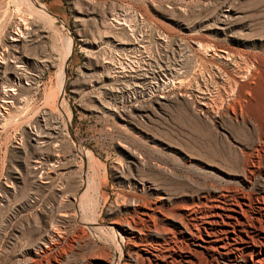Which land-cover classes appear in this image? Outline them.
<instances>
[{
  "label": "rangeland",
  "instance_id": "374dc122",
  "mask_svg": "<svg viewBox=\"0 0 264 264\" xmlns=\"http://www.w3.org/2000/svg\"><path fill=\"white\" fill-rule=\"evenodd\" d=\"M214 200L264 204V0H0V264H264Z\"/></svg>",
  "mask_w": 264,
  "mask_h": 264
},
{
  "label": "bare ground",
  "instance_id": "6f19581e",
  "mask_svg": "<svg viewBox=\"0 0 264 264\" xmlns=\"http://www.w3.org/2000/svg\"><path fill=\"white\" fill-rule=\"evenodd\" d=\"M245 207L243 203L239 202L224 204L220 200H214L209 206V214L205 215L199 224L198 235L185 226H182L181 232L186 235L188 240H191V246L195 252L197 250L199 252L214 250L220 254L223 251H246L252 256L255 249L259 251L264 249V204L257 205L253 209L252 215H247ZM146 254L147 261H160L153 253L146 252ZM187 254L179 255V261L190 263L191 254ZM173 260L171 259V261ZM260 260L251 258V262L255 264H259ZM174 262H178V260L176 259ZM162 264L172 263L162 262Z\"/></svg>",
  "mask_w": 264,
  "mask_h": 264
}]
</instances>
